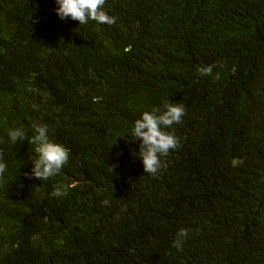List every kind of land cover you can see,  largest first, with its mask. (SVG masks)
Returning <instances> with one entry per match:
<instances>
[{"label": "trees", "instance_id": "trees-1", "mask_svg": "<svg viewBox=\"0 0 264 264\" xmlns=\"http://www.w3.org/2000/svg\"><path fill=\"white\" fill-rule=\"evenodd\" d=\"M56 8L0 0V264H264V0H105L114 25ZM169 102L180 144L146 174L131 128ZM36 123L70 149L45 181Z\"/></svg>", "mask_w": 264, "mask_h": 264}, {"label": "clouds", "instance_id": "clouds-1", "mask_svg": "<svg viewBox=\"0 0 264 264\" xmlns=\"http://www.w3.org/2000/svg\"><path fill=\"white\" fill-rule=\"evenodd\" d=\"M55 9L60 19H73L79 25L88 23L90 20L99 24L114 25L117 21L115 16L109 15L104 10L105 0H55ZM201 76L211 75L213 66H202L198 69ZM216 78H219L217 73ZM186 114V109L180 103H167L163 109L154 107L150 111H144L140 118L136 119L131 128L133 140L139 139L140 155L143 169L146 174H157L165 167L162 157L169 154L170 150L179 147V138L172 129L174 124H180ZM35 135L31 143L36 145L35 152L38 154L32 160L30 175L45 181L58 174L67 164L70 158V149L62 143H58L49 136V128L45 123L33 125ZM8 137L12 144L28 140L23 126L13 127L8 131ZM7 170L4 153L0 150V177ZM67 194V187L60 185L55 188L52 195L60 197ZM188 236V230L180 228L173 241V246L181 248Z\"/></svg>", "mask_w": 264, "mask_h": 264}]
</instances>
